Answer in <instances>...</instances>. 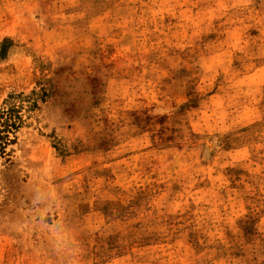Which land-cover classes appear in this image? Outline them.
<instances>
[{"label": "rangeland", "instance_id": "374dc122", "mask_svg": "<svg viewBox=\"0 0 264 264\" xmlns=\"http://www.w3.org/2000/svg\"><path fill=\"white\" fill-rule=\"evenodd\" d=\"M0 264H264V0H0Z\"/></svg>", "mask_w": 264, "mask_h": 264}, {"label": "trees", "instance_id": "16d2710c", "mask_svg": "<svg viewBox=\"0 0 264 264\" xmlns=\"http://www.w3.org/2000/svg\"><path fill=\"white\" fill-rule=\"evenodd\" d=\"M7 118L5 117V112L0 111V148H2L3 140L6 138L4 132L6 131Z\"/></svg>", "mask_w": 264, "mask_h": 264}]
</instances>
